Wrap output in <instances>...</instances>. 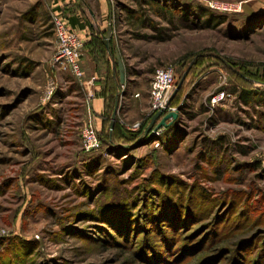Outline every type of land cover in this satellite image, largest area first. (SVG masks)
Here are the masks:
<instances>
[{"label": "rangeland", "instance_id": "rangeland-1", "mask_svg": "<svg viewBox=\"0 0 264 264\" xmlns=\"http://www.w3.org/2000/svg\"><path fill=\"white\" fill-rule=\"evenodd\" d=\"M63 1L0 0V264H264V0H210L237 12L163 0L221 21L192 12L189 28L140 0H107L118 81L115 52L143 72L134 90L147 94L158 67L173 66L175 85L186 77L166 108L177 118L153 135L160 145L130 141L134 121L117 103L123 128L109 142L105 126L90 153L72 76L53 62L50 13ZM143 8L155 27L130 24L125 9Z\"/></svg>", "mask_w": 264, "mask_h": 264}, {"label": "crops", "instance_id": "crops-1", "mask_svg": "<svg viewBox=\"0 0 264 264\" xmlns=\"http://www.w3.org/2000/svg\"><path fill=\"white\" fill-rule=\"evenodd\" d=\"M62 3H58L57 5L69 7L66 13L67 21L84 42L81 57L83 78L81 81H78L68 72L72 76V79L66 80V83H68L67 88L70 93L80 98L77 113L81 120L79 124L81 125L80 129L87 124H93L97 130H100L102 116L106 106V99L101 95L104 81V66L98 64V68L96 67V64L91 58V46L89 42L92 37L100 36L101 32L104 31L106 33L107 30L110 31V41H113L110 16L109 18L106 17L108 9L107 0H97V4L89 2V0H65ZM50 28L53 36L52 25ZM114 54L116 55L117 52ZM109 58H111L110 55ZM136 70L137 72L127 71L123 66L124 87L122 90L119 89V104H124L123 107L126 108L124 109V114L134 122L139 119L138 115L149 106L148 92L146 94L143 89L134 90L133 83L135 82V74L136 76L138 74L141 76L143 73H139L137 67ZM89 95L92 96L89 97Z\"/></svg>", "mask_w": 264, "mask_h": 264}, {"label": "trees", "instance_id": "trees-1", "mask_svg": "<svg viewBox=\"0 0 264 264\" xmlns=\"http://www.w3.org/2000/svg\"><path fill=\"white\" fill-rule=\"evenodd\" d=\"M140 1H142L144 3V5L148 7L147 9H149V11L152 14L163 19L164 21H166L170 25H174L177 23L175 21H178V23L181 26L189 28L190 22H191L189 17L193 16V13L195 14L196 12H197V14L195 16L199 19H204L205 25L210 24V26H212L215 23H217V21H220L219 18H216L213 14L210 13L212 11H209V9L204 10L202 7L195 6V7L186 8V7H182L178 4H174V3L171 4L170 1L168 4V3H166V1H168V0H166V1L160 0V2H159V0H140ZM55 9H59L63 12V6L62 5L55 6ZM125 11L127 12V16L131 18V21H130L131 25H135L136 23H138L142 27H149V28L155 27L154 26L155 22H154V20H152L151 16L148 14L146 9L144 10V8H143V9H141L140 12H138V11L133 12V11L126 10V9H125ZM175 12L179 13L178 16H176L177 13H175ZM135 15H136L137 21L132 20V18H134ZM50 25H51V22H50ZM95 31H97V30H95ZM105 34L106 33L103 31V32H101L100 36L92 37L91 41L89 42V45L91 46V58H92L93 62L96 64V67L98 68V66H97L98 64H101L102 66L105 65L104 67H107V70L104 72V81H103V85H102L103 89L101 91V95L106 99V106H105V110H104V113L102 116V125H101V129H100L101 133H99V130L97 132L98 138L100 140V135L103 134L102 130H104L105 126H107L108 127V137H110V138L106 139V140L109 142H111V141L113 142L115 140V137H114L115 130L118 127L123 128V126L119 123V121L116 117L115 121H114L113 128L111 130H109L111 112H113L115 104L119 103L120 82L118 81V78L116 76L117 75V68H116L117 64L115 61H112L111 58H108V55H109L108 49L105 47V40L103 39V36ZM135 35L138 36V33H135ZM153 38L164 39V36L163 35H161V36L157 35V36H154ZM109 49H110V47H109ZM109 63L113 64V66H115V69H116L115 75H113L112 68L111 67L109 68ZM180 89H181V87H180ZM179 90L177 91V93L179 92ZM177 93L175 94V96L177 95ZM175 96L171 99L169 105L172 104ZM239 98L242 99V101L246 104L249 102L250 97L246 96L244 94H240ZM107 107H108V109H107ZM150 119H151V116L147 117L145 119V122H148V124H149ZM146 127L147 126H144L143 124H141L137 130H134V131L130 130L132 132H135L134 138L131 139L130 141H138L141 138H144V139L146 138V139H148V142H146V143H152V142L157 141L158 145H160L161 139L159 137L155 138V136L150 135L152 127L145 133ZM169 127H170V125L167 128H169ZM144 135H146V136L144 137ZM100 145H101V140H100ZM158 186L160 187V184ZM165 188H166V186H165ZM164 191H165V189H164ZM145 193L146 192L144 191L141 194V196H144ZM136 198L137 197L134 196V197L130 198L129 201L125 200V202H121V201L119 202V200H118V202H115V201L114 202L118 203V204L121 203L120 205L123 206V205H127V203H130V204L136 203L138 201ZM148 199H149V196L146 198V201ZM146 201H144V202H146ZM123 209L125 210L124 207H123ZM126 211H128V213L133 212L132 214H134V210L133 211L132 210H126Z\"/></svg>", "mask_w": 264, "mask_h": 264}, {"label": "built area", "instance_id": "built-area-1", "mask_svg": "<svg viewBox=\"0 0 264 264\" xmlns=\"http://www.w3.org/2000/svg\"><path fill=\"white\" fill-rule=\"evenodd\" d=\"M204 5L212 10L223 12H237L239 6L234 4H225L222 2L205 1ZM50 22L55 41L54 64H58L62 69L81 81L83 71L81 67V57L83 54L84 42L77 32L69 25L66 17L59 9H54L50 13ZM175 86V70L173 66L168 65L158 67L154 70L148 90L149 110L154 113L158 110L168 109L167 100ZM123 83H120V89H123ZM52 87L48 91V96L52 93ZM224 93L214 96L211 101L215 102L223 97ZM92 95H89L91 97ZM140 127V121L127 125L129 130H137ZM98 130L93 124L85 125L81 130V148L83 152L90 153L100 147Z\"/></svg>", "mask_w": 264, "mask_h": 264}, {"label": "water", "instance_id": "water-1", "mask_svg": "<svg viewBox=\"0 0 264 264\" xmlns=\"http://www.w3.org/2000/svg\"><path fill=\"white\" fill-rule=\"evenodd\" d=\"M103 39L105 40V47L109 49V39H110V31L107 30L106 34L103 36ZM116 58L118 59V77L120 83H123V67L122 64L118 58V54H116ZM186 77V72L182 74L179 81L174 86L168 100H167V106L169 105L171 99L175 96L177 91L180 89L184 79ZM162 109L154 112L151 116L150 122L148 126L145 129V133L152 127V130L150 132V135L153 136L157 134L161 128H167L169 125L172 124V122L177 118V110H167ZM117 114V104H115L113 112L111 113L110 123H109V130L113 128L114 121Z\"/></svg>", "mask_w": 264, "mask_h": 264}]
</instances>
